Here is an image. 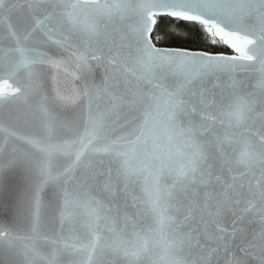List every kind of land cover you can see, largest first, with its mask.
I'll use <instances>...</instances> for the list:
<instances>
[{
    "label": "snow or ice",
    "instance_id": "1",
    "mask_svg": "<svg viewBox=\"0 0 264 264\" xmlns=\"http://www.w3.org/2000/svg\"><path fill=\"white\" fill-rule=\"evenodd\" d=\"M0 218V264H264V0H0Z\"/></svg>",
    "mask_w": 264,
    "mask_h": 264
},
{
    "label": "trees",
    "instance_id": "2",
    "mask_svg": "<svg viewBox=\"0 0 264 264\" xmlns=\"http://www.w3.org/2000/svg\"><path fill=\"white\" fill-rule=\"evenodd\" d=\"M159 30L154 32L161 40L154 42L159 47H179L191 51H207L210 53L229 54V50L222 44H212L207 35L199 26L175 21L172 18H163L158 21Z\"/></svg>",
    "mask_w": 264,
    "mask_h": 264
},
{
    "label": "water",
    "instance_id": "3",
    "mask_svg": "<svg viewBox=\"0 0 264 264\" xmlns=\"http://www.w3.org/2000/svg\"><path fill=\"white\" fill-rule=\"evenodd\" d=\"M173 19V18H172ZM155 43V42H154ZM159 47V46H158ZM228 50H229V54H227V55H231V54H233L232 53V50L231 49H229L227 46H225ZM213 54H224V53H213ZM11 175V174H10ZM0 219H2V218H0Z\"/></svg>",
    "mask_w": 264,
    "mask_h": 264
}]
</instances>
